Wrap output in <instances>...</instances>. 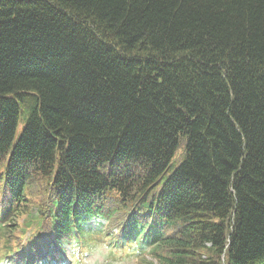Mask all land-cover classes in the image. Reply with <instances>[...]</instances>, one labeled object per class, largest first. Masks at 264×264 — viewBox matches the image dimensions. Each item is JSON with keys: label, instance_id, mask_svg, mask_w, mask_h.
<instances>
[{"label": "trees", "instance_id": "trees-1", "mask_svg": "<svg viewBox=\"0 0 264 264\" xmlns=\"http://www.w3.org/2000/svg\"><path fill=\"white\" fill-rule=\"evenodd\" d=\"M0 189V262L102 215L139 264H264V0H0Z\"/></svg>", "mask_w": 264, "mask_h": 264}, {"label": "rangeland", "instance_id": "rangeland-1", "mask_svg": "<svg viewBox=\"0 0 264 264\" xmlns=\"http://www.w3.org/2000/svg\"><path fill=\"white\" fill-rule=\"evenodd\" d=\"M24 128V121L21 120L16 132V140L20 136ZM184 155V146L178 149L174 162L179 163ZM50 180L48 178H37L31 185V195L29 196V206L32 208L42 197H44L47 189H49ZM23 216L19 217L21 220ZM93 231V233L98 232ZM120 241L125 240L129 243L133 240L124 234H119ZM113 236H110V239ZM124 241V242H125ZM138 246L139 243L137 242ZM136 246H132L129 249L117 251L118 248H113L105 238L93 236L89 239L72 241L67 251V257L70 264H78V260H81L80 264H137L140 250L135 249ZM146 245L143 246V250H147ZM8 250V248H7ZM1 264H9V262H2Z\"/></svg>", "mask_w": 264, "mask_h": 264}]
</instances>
